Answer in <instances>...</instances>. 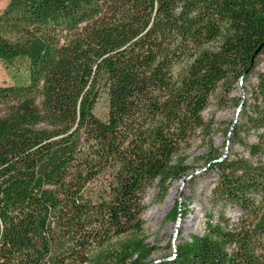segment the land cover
<instances>
[{
    "label": "trees",
    "instance_id": "1",
    "mask_svg": "<svg viewBox=\"0 0 264 264\" xmlns=\"http://www.w3.org/2000/svg\"><path fill=\"white\" fill-rule=\"evenodd\" d=\"M262 52L264 0H6L0 264H264V165L209 157L211 198L236 205V222L208 213L170 257L151 262L141 217L147 185L163 195L186 174L181 147L204 128L211 91ZM254 90L247 119L264 134L263 71ZM101 93L104 117L93 111ZM78 155L107 175L103 186L73 188Z\"/></svg>",
    "mask_w": 264,
    "mask_h": 264
},
{
    "label": "rangeland",
    "instance_id": "2",
    "mask_svg": "<svg viewBox=\"0 0 264 264\" xmlns=\"http://www.w3.org/2000/svg\"><path fill=\"white\" fill-rule=\"evenodd\" d=\"M6 0H0V9ZM258 63L245 77H232L220 80L208 96L204 108L200 111L205 123L203 129H195L182 144L185 155L186 174L166 183L162 195L161 188L152 182L142 192L144 209L143 232L146 240L155 249L150 255L151 261L170 257L174 244L188 238L189 233L201 234L204 230L207 214L214 219L221 212L229 217L230 224L236 222L240 209L236 205L211 198V188L218 178V169L206 162L211 156L232 159L242 157L255 165H264V134L253 126L247 115L255 114L257 73L264 72V52L258 56ZM10 76L0 61V82H9ZM241 100L239 109L238 102ZM106 95L101 93L93 111L101 117L105 115ZM233 123L235 132L229 133ZM256 144L258 148H250ZM107 175L92 172V168L83 155L72 162L67 171V180L75 189L91 191L106 183ZM168 202L164 206V201ZM174 203H178L177 217L170 214ZM177 222V232L173 227ZM1 264H8L7 262Z\"/></svg>",
    "mask_w": 264,
    "mask_h": 264
},
{
    "label": "water",
    "instance_id": "3",
    "mask_svg": "<svg viewBox=\"0 0 264 264\" xmlns=\"http://www.w3.org/2000/svg\"><path fill=\"white\" fill-rule=\"evenodd\" d=\"M240 104H241V100L238 102V105H237V106H238V107H237V110L239 109V107H240ZM176 226H177V222L175 223V225H174V227H173V230H172L174 235H175V234H176V232H177V231H176V230H177V227H176ZM156 261H157V260H152L151 262H156Z\"/></svg>",
    "mask_w": 264,
    "mask_h": 264
},
{
    "label": "bare ground",
    "instance_id": "4",
    "mask_svg": "<svg viewBox=\"0 0 264 264\" xmlns=\"http://www.w3.org/2000/svg\"><path fill=\"white\" fill-rule=\"evenodd\" d=\"M168 200V197L165 199V201H164V206L166 205V203L168 202L167 201Z\"/></svg>",
    "mask_w": 264,
    "mask_h": 264
}]
</instances>
